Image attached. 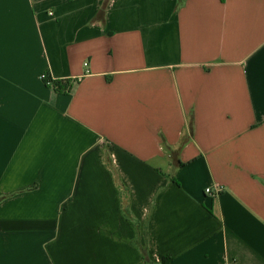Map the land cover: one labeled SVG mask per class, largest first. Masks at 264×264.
Instances as JSON below:
<instances>
[{"label":"crops","instance_id":"1","mask_svg":"<svg viewBox=\"0 0 264 264\" xmlns=\"http://www.w3.org/2000/svg\"><path fill=\"white\" fill-rule=\"evenodd\" d=\"M144 252L264 264V0H0V264Z\"/></svg>","mask_w":264,"mask_h":264},{"label":"trees","instance_id":"2","mask_svg":"<svg viewBox=\"0 0 264 264\" xmlns=\"http://www.w3.org/2000/svg\"><path fill=\"white\" fill-rule=\"evenodd\" d=\"M55 85H56V87H54L55 90H62V91L63 90L64 91L69 90L66 83H61L59 81H56L55 82ZM121 189H122L121 192L123 194V207H124V211H125L126 216H128L129 215V200H128V197L126 195V190L123 189V188H121ZM144 258H145V260L147 261L148 264H156V263L151 262L148 259L146 252H144ZM173 258L174 257L172 255H166V256H164L162 258V260H161V262L159 264H171V262L173 261Z\"/></svg>","mask_w":264,"mask_h":264},{"label":"built area","instance_id":"3","mask_svg":"<svg viewBox=\"0 0 264 264\" xmlns=\"http://www.w3.org/2000/svg\"><path fill=\"white\" fill-rule=\"evenodd\" d=\"M85 65H88V62H85ZM42 79L46 81V83L50 86H53L54 85V79L49 77V75L47 73H43L41 75ZM68 89H70V87H68ZM222 190L221 187H216V188H212V187H207L206 188V191L208 193H211V194H218L220 191Z\"/></svg>","mask_w":264,"mask_h":264}]
</instances>
